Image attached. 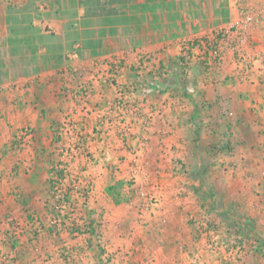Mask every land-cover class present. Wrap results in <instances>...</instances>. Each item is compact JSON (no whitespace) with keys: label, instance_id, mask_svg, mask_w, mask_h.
Wrapping results in <instances>:
<instances>
[{"label":"crops","instance_id":"obj_1","mask_svg":"<svg viewBox=\"0 0 264 264\" xmlns=\"http://www.w3.org/2000/svg\"><path fill=\"white\" fill-rule=\"evenodd\" d=\"M225 27L243 42L250 39L252 56L238 54L250 69L232 50L214 59L206 49V34ZM118 92L125 109L116 113ZM116 115L121 129L131 127L124 140L110 133ZM24 127L35 132L31 146L11 148L12 133ZM61 137L72 148L86 141L95 164L85 173L95 180L107 181L113 169L137 182L159 174L153 193L140 190L147 221L167 212L172 191L189 198L226 190L258 195L251 219L236 220L239 227L261 228L264 0H0V250L3 244L17 252L16 243L6 241L7 217L40 195L35 179L47 178ZM223 145L233 148L232 156ZM202 147L207 154H200ZM209 198L218 207V199ZM168 201L170 208L181 202Z\"/></svg>","mask_w":264,"mask_h":264},{"label":"rangeland","instance_id":"obj_2","mask_svg":"<svg viewBox=\"0 0 264 264\" xmlns=\"http://www.w3.org/2000/svg\"><path fill=\"white\" fill-rule=\"evenodd\" d=\"M216 31L206 34V40L215 43L213 47L219 46L222 54L227 49L232 50L233 57L243 68L250 69L246 68L250 64L247 59L238 56L244 52L248 58L252 56L250 39L246 37L243 42L237 31L231 35L233 29L228 35ZM213 47L209 46L208 51ZM181 66L188 67L185 63ZM152 116L148 118V124L152 123ZM119 117L114 116L116 121L110 133L124 140L131 127L125 131L121 129ZM56 127L57 133L64 132L60 125ZM25 129H30L35 136L30 127L18 129L11 135V148L25 149V146L19 147L22 138H16ZM62 138L61 145L53 151L55 157L48 172L46 169L47 178L35 179V187L40 192L36 200L33 199L35 204L18 216L7 217L6 241L12 245L16 243L17 252L10 254L1 244L0 264H264V223L258 229L237 225L241 217L246 221L251 219L250 203L258 195H237L225 190L216 196L199 192L186 198V192L172 191L167 197L170 200L178 197L181 202L174 205L179 209L170 208L167 198L168 203L165 201L167 205L164 206L167 212L153 213L147 221L148 217L143 218L141 214L140 190L142 192L143 187L153 193V188L160 183L159 174L154 175L157 179L151 174L137 182L131 176L116 177L113 167V176L107 181L104 178L95 180L85 173L88 165L95 164L86 141H80L72 148L73 143ZM201 150L200 154L209 151L206 147ZM232 150L229 145L222 147L229 156H232ZM210 151L219 153L217 146L211 147ZM81 156L82 164L79 161ZM148 170L157 171L152 167ZM174 177L168 179L167 191L174 183ZM254 181L257 179L247 183L250 185ZM177 184H183V181L179 180ZM209 197L218 199V207H214ZM21 198L23 204H29L28 200ZM182 220L184 226L175 228L176 221ZM176 229L181 237L177 236Z\"/></svg>","mask_w":264,"mask_h":264},{"label":"built area","instance_id":"obj_3","mask_svg":"<svg viewBox=\"0 0 264 264\" xmlns=\"http://www.w3.org/2000/svg\"><path fill=\"white\" fill-rule=\"evenodd\" d=\"M252 21V19L249 17V18H246L245 19V22L246 23H250ZM230 30H231V28L230 27H225V28H222V29H219V32H218V30L216 31V33H219V34H221V33H225V34H229V32H230ZM219 34H217V35H219ZM223 35V34H222ZM200 45H201V43H200ZM213 47V46H215V43H213V42H207L206 44H205V47H206V49L208 48V47ZM210 55L214 58V59H219V58H221V56H222V50L220 49V47L219 46H216V47H213V49H211L210 50ZM122 93L121 92H118L117 93V98H116V100L114 101V106H113V110L114 111H116V113H118V112H123V110L122 109H125V108H123L124 106H123V104H122ZM16 138H22V140H23V142H22V144L21 145H19V147L21 148V147H23V146H28L31 142H33V138H34V136H33V134H32V132H31V130L29 129H25L24 131H23V133L21 134V135H18V136H16ZM27 139L26 141L24 140V139Z\"/></svg>","mask_w":264,"mask_h":264},{"label":"trees","instance_id":"obj_4","mask_svg":"<svg viewBox=\"0 0 264 264\" xmlns=\"http://www.w3.org/2000/svg\"><path fill=\"white\" fill-rule=\"evenodd\" d=\"M224 15H225V13H224Z\"/></svg>","mask_w":264,"mask_h":264}]
</instances>
